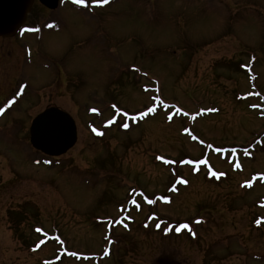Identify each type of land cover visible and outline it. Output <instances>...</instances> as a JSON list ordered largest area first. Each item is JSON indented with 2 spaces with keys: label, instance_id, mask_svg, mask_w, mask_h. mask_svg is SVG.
<instances>
[{
  "label": "rangeland",
  "instance_id": "obj_1",
  "mask_svg": "<svg viewBox=\"0 0 264 264\" xmlns=\"http://www.w3.org/2000/svg\"><path fill=\"white\" fill-rule=\"evenodd\" d=\"M66 5L34 6L25 23L50 18L56 30L0 40V103L28 83L0 119V264H264V226L251 223L264 214L255 205L264 181L238 187L264 175V0ZM110 102L133 116L158 111L119 118L128 131L116 124L95 138L88 122L109 117ZM51 105L73 116L77 138L47 165L28 127ZM130 187L161 201L127 214L124 233L104 218L120 215ZM151 211L203 221L192 239L163 236L146 222ZM104 226L119 239L106 255Z\"/></svg>",
  "mask_w": 264,
  "mask_h": 264
},
{
  "label": "water",
  "instance_id": "obj_2",
  "mask_svg": "<svg viewBox=\"0 0 264 264\" xmlns=\"http://www.w3.org/2000/svg\"><path fill=\"white\" fill-rule=\"evenodd\" d=\"M54 8L57 0H39ZM32 0H0V36L12 35L25 19ZM30 144L44 154L57 156L76 141L73 119L57 107H47L38 113L29 127Z\"/></svg>",
  "mask_w": 264,
  "mask_h": 264
},
{
  "label": "flooded vegetation",
  "instance_id": "obj_3",
  "mask_svg": "<svg viewBox=\"0 0 264 264\" xmlns=\"http://www.w3.org/2000/svg\"><path fill=\"white\" fill-rule=\"evenodd\" d=\"M60 1V0H59ZM63 3H64V1L62 0V2H61V4L59 5V6H57V8H60V7H63ZM65 3H67V5L66 6H70V3L69 2H65ZM38 5V9L41 11H49V12H51V11H53V10H50L49 8H47V7H45L44 5H42L38 0H33V2H32V5H31V9H30V11L33 9V7L34 6H37ZM57 8H55V9H57ZM30 11L28 12V15H27V17H26V20H25V22H24V24L26 23V21H27V19H28V16H29V14H30ZM40 19L41 18H39L38 20H36L35 22L36 23H34V24H31V25H35V24H37V25H40L41 24V21H40ZM44 21V20H43ZM40 22V23H39ZM23 24V25H24ZM19 33V32H18ZM13 37H15V36H11V37H0V40L1 39H12ZM10 51L7 49L6 50V55L9 53ZM3 54V51L1 50V46H0V56ZM9 56V55H8ZM7 56V57H8Z\"/></svg>",
  "mask_w": 264,
  "mask_h": 264
},
{
  "label": "trees",
  "instance_id": "obj_4",
  "mask_svg": "<svg viewBox=\"0 0 264 264\" xmlns=\"http://www.w3.org/2000/svg\"><path fill=\"white\" fill-rule=\"evenodd\" d=\"M263 145H260V146H258L257 148H256V150L257 149H259L260 147H262ZM227 174H226V178H227ZM254 218V217H253ZM252 218V219H253ZM253 222H254V220H251V223H252V227H254L253 226ZM167 225H168V227H169V229H170V232H174L175 233V227H176V223L174 222V221H172V220H169L168 222H167ZM33 226H35V225H33ZM11 227L12 228H10L11 229V231L13 232V233H16V229H14V227L11 225ZM186 232V231H185ZM187 233V232H186ZM179 234V233H178ZM188 234V233H187ZM156 264H158L157 262H156ZM161 264V263H160ZM165 264H172V262L171 263H165Z\"/></svg>",
  "mask_w": 264,
  "mask_h": 264
},
{
  "label": "snow or ice",
  "instance_id": "obj_5",
  "mask_svg": "<svg viewBox=\"0 0 264 264\" xmlns=\"http://www.w3.org/2000/svg\"><path fill=\"white\" fill-rule=\"evenodd\" d=\"M78 3H81V4H84L85 3V0H77ZM96 3H100V4H103V3H107L108 0H95ZM0 111H3L2 109H0ZM149 111H152V109H149ZM182 227L184 228H187L188 226L187 225H183Z\"/></svg>",
  "mask_w": 264,
  "mask_h": 264
},
{
  "label": "bare ground",
  "instance_id": "obj_6",
  "mask_svg": "<svg viewBox=\"0 0 264 264\" xmlns=\"http://www.w3.org/2000/svg\"><path fill=\"white\" fill-rule=\"evenodd\" d=\"M110 4V3H109ZM106 7V6H105ZM27 87V86H26ZM26 89V88H25ZM25 95V93H24V91H23V94H22V96H24ZM11 108H13V106H11ZM5 113H7V111H5L1 116H0V119L2 118V116L5 114ZM189 185V184H188Z\"/></svg>",
  "mask_w": 264,
  "mask_h": 264
}]
</instances>
